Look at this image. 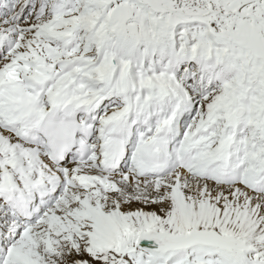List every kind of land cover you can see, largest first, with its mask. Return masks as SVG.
<instances>
[{
    "label": "snow or ice",
    "instance_id": "obj_1",
    "mask_svg": "<svg viewBox=\"0 0 264 264\" xmlns=\"http://www.w3.org/2000/svg\"><path fill=\"white\" fill-rule=\"evenodd\" d=\"M0 264H264V0H0Z\"/></svg>",
    "mask_w": 264,
    "mask_h": 264
}]
</instances>
